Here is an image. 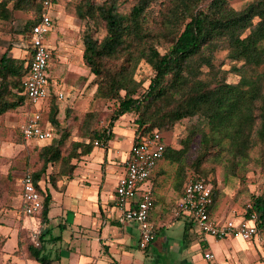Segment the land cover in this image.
<instances>
[{
    "label": "trees",
    "instance_id": "1",
    "mask_svg": "<svg viewBox=\"0 0 264 264\" xmlns=\"http://www.w3.org/2000/svg\"><path fill=\"white\" fill-rule=\"evenodd\" d=\"M155 3L160 6L159 18L148 26L146 13ZM53 4L104 28L100 39L92 27L84 29L82 60L95 76V96L112 101L115 107L105 126L92 127L97 113H85L82 140L73 141L68 153L62 150L70 135L67 128L39 147L41 165L30 175L43 196L42 217L47 214L50 195L42 190L40 181L47 178L54 184L63 176L71 177L74 161L90 154L95 141L105 147L113 137V125L128 112L134 113V142L147 135H160L163 142L161 134L176 122L202 118V125L181 141L182 148L165 145L163 156L169 152L181 171L189 164L187 173L202 176L211 184V208L217 204V190L201 168L210 156L228 155L234 174L255 150V162L264 172V0H248L240 9L232 7L230 0H53ZM42 10V0H0V21L11 19L14 11L29 12L31 17L19 31L27 40ZM222 43L233 62L227 70L214 62ZM11 48L0 54V117L29 107L23 87L29 57L9 55ZM140 61L153 71L146 87L134 78ZM227 72H234L238 80L228 82ZM58 102L52 93L40 109L52 131L60 127ZM66 112L68 115L70 109ZM196 135L200 152L188 163L186 152ZM244 210V218L255 214L259 228H264V189L250 197ZM43 235L36 234L37 244L26 241L25 250L29 258L51 264L44 252ZM2 245L0 235V249ZM22 246L19 241L18 251Z\"/></svg>",
    "mask_w": 264,
    "mask_h": 264
},
{
    "label": "crops",
    "instance_id": "2",
    "mask_svg": "<svg viewBox=\"0 0 264 264\" xmlns=\"http://www.w3.org/2000/svg\"><path fill=\"white\" fill-rule=\"evenodd\" d=\"M56 7L59 6L54 5L52 9L54 19L57 18ZM26 46L25 57H28V43ZM50 88L53 94L61 91L60 88L54 89L52 83ZM77 96L78 91H73L70 101ZM21 112L22 122L24 108ZM41 124L53 132V139L58 137L45 115ZM134 129L133 115L128 112L113 125V137L105 147L95 145L90 154L74 161L76 165L71 177L63 176L54 184L43 178L39 184L50 195L45 217L41 213L36 216L24 214L18 183L21 176L17 179V195L11 201L13 208L0 212V235L3 238L0 264H41L27 256L24 246L18 251L19 234L23 231L30 232V235L44 233V252L51 264H235L229 262L231 253H218L211 248L219 240L201 233L187 214L174 215L188 173L180 171L176 177L170 176L167 169L173 161L170 163L169 160L168 166L161 167L164 156L135 194L138 199L143 190L152 192L153 208L149 216L155 226L152 242L140 248L138 223L118 221L114 206L115 187L118 178L124 174V164L135 139ZM210 214L219 222L232 217L236 220L242 218L234 217V211L220 204L213 206ZM252 241L253 244L259 243L258 239ZM8 242L11 243L10 249L6 246ZM205 252L212 253L213 258H204Z\"/></svg>",
    "mask_w": 264,
    "mask_h": 264
},
{
    "label": "rangeland",
    "instance_id": "3",
    "mask_svg": "<svg viewBox=\"0 0 264 264\" xmlns=\"http://www.w3.org/2000/svg\"><path fill=\"white\" fill-rule=\"evenodd\" d=\"M248 0H230V4L235 9L242 8ZM10 2V6H11ZM127 9V4L124 10ZM159 3L153 4L146 13L148 26L154 25L159 18ZM54 13L57 18L53 19L51 31L48 33L45 41L51 47V83L54 89L61 90L64 98L58 102V120L60 127H56V133L59 135L61 129L69 130V137L62 148L63 154L70 151L73 141H81L82 120L87 112L97 113L96 120L92 122V127L106 125V119L110 111L115 107L112 101L95 96V76L89 72L88 67L82 60V35L87 26L92 27L93 34L100 39L104 34V28L94 26L87 19H79L66 13L62 6L56 7ZM31 17L29 12L14 11L12 18L0 21V54L9 46V55L15 57H25L27 50V40L22 29L24 23ZM214 62L222 63L227 70L230 69L233 62L227 57V46L221 44L220 49L215 53ZM205 69V68H204ZM153 75L151 67L144 61H140L136 67L134 78L142 82V87H146ZM238 76L234 72H227V81L236 82ZM65 85H63V84ZM73 89V90H72ZM70 90L72 92H70ZM73 91H78L77 99L71 100ZM67 105V107L65 106ZM69 106V107H68ZM70 109L67 115L66 110ZM22 109L11 111L0 117V212L12 209L11 201L16 197V181L26 172H32L40 167L41 161L38 156L39 147L35 141H25L19 133L18 126L22 120ZM132 113L134 119V113ZM204 121L199 116L187 117L175 123L173 128L162 133L163 142L172 149L182 148V140L185 139L191 131H194L202 125ZM102 148V146H95ZM199 136L196 135L186 152V161H193L199 151ZM227 156L222 154L218 157L210 156L205 162H202L201 168L207 173V177L215 185L217 190V204L223 208L234 211V217H242L244 207L249 202L252 195L261 193L264 189V172L259 164L255 162L257 153L250 151V159L232 174L229 167ZM172 156L169 152L164 155L160 161V166H168L171 163ZM167 159V160H166ZM170 160V163H169ZM76 165V164H75ZM183 168L184 173L189 167L186 164ZM51 170V166L48 167ZM170 176L176 177L177 172L181 171L178 163L173 162L167 169ZM182 171V172H183ZM186 174V173H185ZM181 175H177L180 180ZM0 213V214H1ZM233 218V217H232ZM29 234V235H28ZM19 240L23 246L26 241H32L33 236L30 232H20ZM254 241H242L240 238L221 239L217 244H212V249L216 252H229L231 259L229 262L235 264H264V234L261 235L259 243ZM217 245V246H216ZM253 245L255 248H253ZM11 248V243L6 244ZM25 247V246H24ZM247 247V248H245ZM2 251V248L0 249ZM218 259V258H217Z\"/></svg>",
    "mask_w": 264,
    "mask_h": 264
},
{
    "label": "built area",
    "instance_id": "4",
    "mask_svg": "<svg viewBox=\"0 0 264 264\" xmlns=\"http://www.w3.org/2000/svg\"><path fill=\"white\" fill-rule=\"evenodd\" d=\"M43 10L37 22L32 25L27 43L29 46V62L23 77L24 93L29 100V107L24 108L25 118L19 124V133L25 141H35L45 145L52 141L54 134L45 129L41 121L44 114L41 106L53 92L51 91V77L49 66L52 49L45 39L53 25V0H42ZM59 100L64 98L61 91L57 94ZM160 135L142 136L133 142L129 156L125 161L124 174L118 178L115 187L114 206L118 211V221H134L140 228L139 247L148 246L155 236V226L150 221V211L153 208V195L150 189L141 192L135 198L137 189L143 184L156 163L162 158L165 144L160 141ZM97 145V142L95 143ZM19 189L23 212L27 216L39 215L42 210L43 196L37 191L29 172L19 178ZM213 203L212 186L202 176L189 172L183 183V190L176 203L175 216L185 213L196 225L199 231L216 240L226 237L240 238L242 240L260 239L264 228H259L255 214L249 218L226 219L217 221L210 214ZM35 241L36 233L33 235ZM204 258L212 259L213 254L205 252Z\"/></svg>",
    "mask_w": 264,
    "mask_h": 264
}]
</instances>
